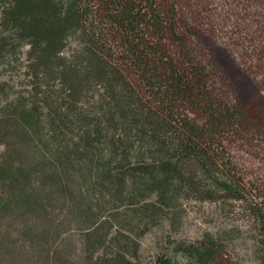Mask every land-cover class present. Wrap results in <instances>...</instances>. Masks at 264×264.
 I'll return each instance as SVG.
<instances>
[{
  "label": "trees",
  "instance_id": "1",
  "mask_svg": "<svg viewBox=\"0 0 264 264\" xmlns=\"http://www.w3.org/2000/svg\"><path fill=\"white\" fill-rule=\"evenodd\" d=\"M179 8L0 0V59L27 45L30 80L0 83V264H141L135 230L181 197L241 202L264 236V192L228 150L237 113L212 94ZM180 248L196 264L221 249L211 231Z\"/></svg>",
  "mask_w": 264,
  "mask_h": 264
},
{
  "label": "rangeland",
  "instance_id": "2",
  "mask_svg": "<svg viewBox=\"0 0 264 264\" xmlns=\"http://www.w3.org/2000/svg\"><path fill=\"white\" fill-rule=\"evenodd\" d=\"M178 3L181 35L210 75L212 94L237 113L235 126L225 133L231 159L244 178L264 192V0ZM27 49L22 45L16 56L0 59V83H10L12 92L30 83L24 75ZM241 205L179 198L176 209L135 230L138 261L196 264L180 246L211 231L218 234L221 248L211 264H264V236Z\"/></svg>",
  "mask_w": 264,
  "mask_h": 264
}]
</instances>
